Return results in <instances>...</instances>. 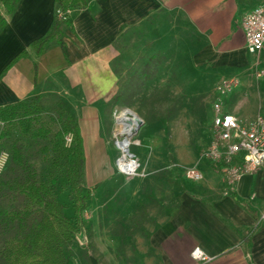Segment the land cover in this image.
Returning <instances> with one entry per match:
<instances>
[{
	"label": "crops",
	"instance_id": "obj_1",
	"mask_svg": "<svg viewBox=\"0 0 264 264\" xmlns=\"http://www.w3.org/2000/svg\"><path fill=\"white\" fill-rule=\"evenodd\" d=\"M246 1L91 0L88 8L76 9L69 23L61 25L64 47L52 42L36 55L30 45L51 29L55 0H19L0 33V107L41 96L42 106L48 102L69 112L83 138L85 179L98 188V179L88 176V156L105 152L104 106L121 89L120 72L113 64L120 54L117 42L129 38L133 29L138 38H200L218 45L221 79L239 81L224 98V110L252 122L264 109L247 114L246 93L259 80L256 72L262 70L264 54L258 65L251 61L256 57L246 50L242 19L264 0H254L256 5L242 12ZM0 13H5L2 3ZM24 51L28 55L8 67ZM152 155L143 164L146 173L139 195L133 196L136 206L117 216L121 221L106 224L104 233L112 239L106 251L124 241L120 264H264V168L244 175L229 189L222 172L203 165V180L186 179L182 188L174 171L165 177L159 173L172 167L165 163L172 160V151L156 148ZM195 248L211 260L193 259Z\"/></svg>",
	"mask_w": 264,
	"mask_h": 264
},
{
	"label": "rangeland",
	"instance_id": "obj_2",
	"mask_svg": "<svg viewBox=\"0 0 264 264\" xmlns=\"http://www.w3.org/2000/svg\"><path fill=\"white\" fill-rule=\"evenodd\" d=\"M254 3V0H247L242 4L241 11L255 6ZM182 30L178 29L179 36H182ZM117 46L120 54L113 64L120 72L119 86L120 91L124 90V95L120 102H110L104 106L102 125L103 133L107 136L105 152L102 150L100 154L88 156V176L92 174V178H97L99 186L93 190L87 203L84 221L76 217L73 192L58 178V170L65 169V160H60L55 166L43 154L35 159L43 180L50 171L56 170V196L66 206V215L77 224V234L66 248L68 264H93L92 259L97 264H120L124 241L117 249L106 251L112 239L105 235L104 230L106 224L121 221L122 218L117 220V216H123L136 206L133 196L139 195V186L146 173L143 164L153 157L154 149L172 151V160L165 161L171 163L172 167H164L159 173L165 177L169 170L174 171L182 188L187 182L185 169L191 163H195L199 169L212 163L204 157V152L213 139L211 104L222 78L219 46L203 42L200 38H152V35L150 38H138L133 29L129 38L118 40ZM251 61L256 62V59L251 57ZM260 65L264 71L262 61ZM255 81V87L246 93L250 109L247 114L264 109V75ZM44 108L47 123L53 124L51 117L60 121L64 117L61 107L47 102ZM126 109L143 120L129 146V152L141 164L138 175L133 178H127L117 167V159L122 156V151L117 147L116 140L123 139L117 134L116 116L117 112ZM9 143L0 142L1 150L9 151ZM25 144V152L35 154L45 142L25 140ZM112 168L116 173H111ZM104 176L108 177L101 178ZM84 186L93 189L95 184H90L88 177ZM107 234L110 235V232ZM120 237L123 239L122 235Z\"/></svg>",
	"mask_w": 264,
	"mask_h": 264
},
{
	"label": "trees",
	"instance_id": "obj_3",
	"mask_svg": "<svg viewBox=\"0 0 264 264\" xmlns=\"http://www.w3.org/2000/svg\"><path fill=\"white\" fill-rule=\"evenodd\" d=\"M18 2L0 0L5 7L4 15L0 13V33L7 23L5 16L16 10ZM90 2L55 0V10L85 9ZM64 23H69V19L64 21L55 13L51 29L44 37L31 43V50L41 55L52 42L64 47L61 38V25ZM27 55L26 51L20 53L8 67ZM123 93L124 90L119 91L112 102H120ZM41 100V96H35L0 107V121L4 122V126H0V142L10 141L9 163L0 174V264L69 262L66 248L77 234V224L66 215V206L56 196V170L50 171L43 180L35 159L43 154L55 166L60 160H65V169L58 170V178L73 192L75 214L80 221H84L87 203L97 188L84 186L86 158L78 123L65 110L62 112L63 120L51 117L53 124L47 123ZM68 134L73 136L69 147L65 145ZM25 140L44 141L45 144L35 154H27ZM211 164L224 174V161Z\"/></svg>",
	"mask_w": 264,
	"mask_h": 264
},
{
	"label": "built area",
	"instance_id": "obj_4",
	"mask_svg": "<svg viewBox=\"0 0 264 264\" xmlns=\"http://www.w3.org/2000/svg\"><path fill=\"white\" fill-rule=\"evenodd\" d=\"M73 10H56V14L62 20H68ZM242 31L246 50L249 54L256 57V64H259L261 54H264V5L252 8L242 19ZM264 71L257 69L256 77L261 78ZM239 85L236 78L221 79L216 87V98L213 100V139L204 157L211 162L219 163L224 161V178L229 189H234L237 182L246 174H252L258 169L264 168V110L257 115L252 122H243L233 113L226 112L223 100L230 95ZM0 126L4 122L0 121ZM73 136L68 134L65 137V145L71 146ZM122 157V156H121ZM117 159L119 171L133 178L138 175L140 163L135 155L126 156V160L135 164L132 171H125ZM10 154L7 150H0V174L7 167ZM126 167V165H125ZM184 176L193 182H200L204 175L197 165L189 166L185 169ZM264 219V213L262 215ZM191 256L201 262L210 261L211 257L205 254L200 248H195Z\"/></svg>",
	"mask_w": 264,
	"mask_h": 264
},
{
	"label": "bare ground",
	"instance_id": "obj_5",
	"mask_svg": "<svg viewBox=\"0 0 264 264\" xmlns=\"http://www.w3.org/2000/svg\"><path fill=\"white\" fill-rule=\"evenodd\" d=\"M126 120H130L131 123H126ZM116 125H117V134L123 140L118 139L117 147H119L122 151V157L120 159L121 164L123 165L125 171H132L134 169L135 164L131 161L126 160L127 151L126 149L129 148L130 144L132 143L131 138L133 136V129L135 128V120L133 114L130 115L125 111L117 112L116 116ZM123 141V142H122ZM126 165V167H125Z\"/></svg>",
	"mask_w": 264,
	"mask_h": 264
},
{
	"label": "water",
	"instance_id": "obj_6",
	"mask_svg": "<svg viewBox=\"0 0 264 264\" xmlns=\"http://www.w3.org/2000/svg\"><path fill=\"white\" fill-rule=\"evenodd\" d=\"M129 115H130V113H132L133 114V117H134V120H135V128L133 129V135H135L137 132H138V130H139V128H140V126L143 124V120L136 114V113H134L133 111H131L130 109H126L125 110ZM126 123H131V121L130 120H126ZM123 142V141H122ZM116 144H118V140H116ZM126 151H127V154L128 155H132L130 152H129V148H127L126 149ZM92 262H93V264H97V262H96V260L95 259H92Z\"/></svg>",
	"mask_w": 264,
	"mask_h": 264
}]
</instances>
